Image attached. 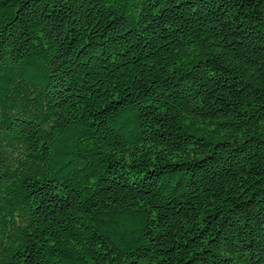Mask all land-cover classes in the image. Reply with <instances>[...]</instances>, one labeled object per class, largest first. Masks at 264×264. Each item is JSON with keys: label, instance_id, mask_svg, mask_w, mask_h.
<instances>
[{"label": "trees", "instance_id": "1", "mask_svg": "<svg viewBox=\"0 0 264 264\" xmlns=\"http://www.w3.org/2000/svg\"><path fill=\"white\" fill-rule=\"evenodd\" d=\"M0 264H264V0H0Z\"/></svg>", "mask_w": 264, "mask_h": 264}]
</instances>
